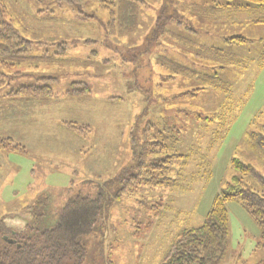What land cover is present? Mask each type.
<instances>
[{"label":"rangeland","instance_id":"rangeland-1","mask_svg":"<svg viewBox=\"0 0 264 264\" xmlns=\"http://www.w3.org/2000/svg\"><path fill=\"white\" fill-rule=\"evenodd\" d=\"M114 1L0 0V19L30 42L25 62L0 63V139L25 151L0 148V220L23 227L30 215L21 209L47 197L39 226L52 227L69 198L100 195L104 208L82 238V264H159L184 228L204 220L214 195L233 176L264 196V185L232 165L233 158L250 164L264 178V152L250 138L264 130V64L220 70L232 84V104L216 118L224 93L204 88L195 97L173 99L199 84L171 76L163 57L197 71L211 69L180 46L181 37L191 46L257 59L264 24L251 18L264 8L234 9L240 0H138L135 27L119 33ZM218 3L232 7L216 16L199 11ZM231 36L246 40L226 44ZM23 86L48 89L17 93ZM149 123L155 125L150 132L173 126L177 139L164 133L168 149L149 155L151 165L139 170L137 152ZM165 155L167 179L159 168ZM121 174L135 179L107 201ZM226 209L228 251L218 264L261 263L257 224L238 201L226 202Z\"/></svg>","mask_w":264,"mask_h":264},{"label":"trees","instance_id":"trees-1","mask_svg":"<svg viewBox=\"0 0 264 264\" xmlns=\"http://www.w3.org/2000/svg\"><path fill=\"white\" fill-rule=\"evenodd\" d=\"M116 12L112 14V20H115V25L118 32L130 31L136 25L137 9L140 5L138 0H115ZM229 3L217 4L210 7L200 6V13L206 15H218L220 12L228 13L230 11ZM234 9H242L252 11L253 9L264 8V0H240L238 4L233 6ZM207 9V10H206ZM115 15V16H114ZM253 23L264 24V14L252 15ZM118 23V24H117ZM170 33V32H169ZM180 46L192 56L201 58L204 64L208 63L210 70L197 71L187 65L173 63L166 60L164 65L170 71L171 76L178 75L183 78H193L199 84L196 88H190L182 93L177 94L173 99L180 96L188 95L195 97L196 92L204 88H212L220 93H224L225 102L220 107V114L216 113L214 117H224L231 106L232 84L224 80L220 76V70H226L234 66L240 69H246L249 62H256L261 66L264 64V50L257 59L242 58L231 55L223 49H218L214 46H191L181 37L177 39ZM246 39L243 36H231L224 39L226 44L232 42H244ZM30 49V42L24 39L18 31L6 21L0 19V63L5 66L18 65L25 62L29 57L27 53ZM162 59V60H163ZM199 63V62H198ZM200 65V63H199ZM46 86L37 87H20L17 93H33L35 95L45 94ZM48 94V91H46ZM212 123L213 117H204ZM154 124L149 123L147 129L143 131L137 159H139V170L146 169L151 163L147 160L149 155L157 156L162 151L168 149L165 137L172 134L173 141L175 137L173 126L164 127L150 132ZM155 129V128H154ZM264 129V125H263ZM216 134L218 130H213ZM161 139H158V136ZM166 135V138H169ZM251 145L264 152V130L260 132H251ZM11 140L0 139V148L9 146L10 150L22 151L23 148L18 145L12 147ZM163 157V156H162ZM159 163V168H162V175L165 176V171L170 162V156L165 155ZM153 165V164H152ZM232 165L237 170L240 176L250 175L264 185V178L250 164H245L233 158ZM140 175V174H138ZM167 179V176H165ZM135 176H126L121 174L116 179L117 190L112 192L107 201H112L124 193L128 183L132 182ZM241 177L233 176L231 182L216 193L211 201L204 220L195 227L184 228L170 244L167 251L163 254L159 264H218L228 251L229 240V223L226 209V202L238 201L247 211L250 217L255 221L259 229L260 241L256 243V249L262 254L264 264V196L256 191L242 187L240 185ZM48 198L40 197L35 204L29 205L21 209L30 215V220L23 227H13L3 223L0 220V264H82L86 256V247L82 242V238L92 233L95 228L97 219L101 215L104 208V202L100 195L91 197L88 195L77 194L69 198L59 210L57 220L52 227H41L39 222L45 218V209L47 207ZM108 204V203H106ZM106 206V205H105ZM99 264V263H97ZM104 264H113L112 260H108Z\"/></svg>","mask_w":264,"mask_h":264}]
</instances>
